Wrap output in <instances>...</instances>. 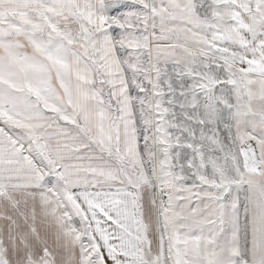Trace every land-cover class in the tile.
Wrapping results in <instances>:
<instances>
[{"label":"snow or ice","instance_id":"snow-or-ice-1","mask_svg":"<svg viewBox=\"0 0 264 264\" xmlns=\"http://www.w3.org/2000/svg\"><path fill=\"white\" fill-rule=\"evenodd\" d=\"M0 264H264V0H0Z\"/></svg>","mask_w":264,"mask_h":264}]
</instances>
